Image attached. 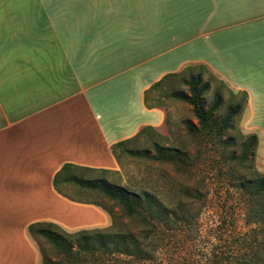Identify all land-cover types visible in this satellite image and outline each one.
I'll use <instances>...</instances> for the list:
<instances>
[{"label": "crops", "instance_id": "0c3cea01", "mask_svg": "<svg viewBox=\"0 0 264 264\" xmlns=\"http://www.w3.org/2000/svg\"><path fill=\"white\" fill-rule=\"evenodd\" d=\"M184 69L220 81L264 142V0H0V264H38L30 226L80 202L57 182L116 170Z\"/></svg>", "mask_w": 264, "mask_h": 264}, {"label": "rangeland", "instance_id": "374dc122", "mask_svg": "<svg viewBox=\"0 0 264 264\" xmlns=\"http://www.w3.org/2000/svg\"><path fill=\"white\" fill-rule=\"evenodd\" d=\"M189 71L168 77L158 87L155 98L166 104V123L146 127L128 141L124 148L131 154L120 148L116 170L73 171L79 177H105L125 186L141 215H127L98 191L57 182L71 200L80 202L40 207L42 214L53 216L40 223L52 221L54 230L67 235L83 229L109 230L120 241L82 250L39 239L38 264H46L45 258L48 264H264V192L255 194L264 175L262 136L258 132L254 152L249 138L253 133L243 126L244 116L236 114L225 126L234 98L224 95L220 81L204 75L210 82L203 94L205 107L215 102L218 91L223 100L213 127L200 125L193 106L183 99L190 95L185 82ZM189 124L197 128L192 131ZM159 151L177 153L181 161L158 160Z\"/></svg>", "mask_w": 264, "mask_h": 264}, {"label": "trees", "instance_id": "16d2710c", "mask_svg": "<svg viewBox=\"0 0 264 264\" xmlns=\"http://www.w3.org/2000/svg\"><path fill=\"white\" fill-rule=\"evenodd\" d=\"M185 82L190 88V95L184 96L183 99H185L188 103H190L193 106V111L199 120V124L202 125L203 127L212 128L213 125L216 123L215 121H213V116L215 114L216 109L219 107V105L223 100L222 93L218 91L216 93L215 102L209 108H206L203 102V94L206 90L210 88V82L204 80L203 75L201 73L191 74L190 77L185 80ZM240 109H241V105L239 104L228 106V111L224 118L225 126H228L232 118L239 113ZM188 127L190 130L193 131L194 129L197 128V125L189 124ZM249 138H251V141L253 143L252 145L254 148L253 151L255 152V148L258 142L257 135L252 134L249 136ZM132 139L120 142L117 145V147L114 148V152L118 154L119 149L123 148L125 151L131 154L133 151L124 148V145H126V143ZM155 158L161 161H168V162L181 161L179 155L177 153H172V152L159 151L155 156ZM69 167L70 165L65 166V168L67 169ZM65 180L66 182L69 183H75L81 188L98 191L99 193L106 196L110 200H114L117 204H119L122 207V209L125 211L127 215L130 216L141 215V211L137 207V202L133 198V194L123 185L112 183L105 177L84 178L73 174L65 177ZM257 183L258 184L256 187L255 194L259 195V193L261 194L262 192H264V175L260 176ZM53 226H55V224L51 222L37 223L30 226V231L34 236L38 237L39 239L47 238L56 245L63 244L68 247L70 246V248L76 245L79 249L82 250H87L94 247L96 248L98 246L100 247L105 246L106 241H110L112 245L117 244V242L120 241L118 239V235L113 232H110L109 230L87 231L83 229L77 231L75 234L67 235L64 234V232L54 230ZM92 237H95L96 239ZM124 242H125L124 238L121 239V244ZM45 260H46V264L50 263V260H47L46 258Z\"/></svg>", "mask_w": 264, "mask_h": 264}]
</instances>
